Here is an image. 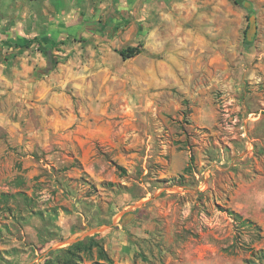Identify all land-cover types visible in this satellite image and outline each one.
<instances>
[{"label":"crops","instance_id":"1","mask_svg":"<svg viewBox=\"0 0 264 264\" xmlns=\"http://www.w3.org/2000/svg\"><path fill=\"white\" fill-rule=\"evenodd\" d=\"M16 5V11L0 7L1 53L35 36L62 42L53 51L59 62L49 73H44L46 60L35 44L0 58V194L23 191L34 199L31 213L16 215L10 230L0 221V264H42L50 250L93 234L102 238L114 262L143 264L142 258L158 252L157 233L166 240L165 252L173 254L168 245L174 235L181 232L192 242L199 222L214 215L220 227L222 212L215 209L207 210L210 217L205 212L190 214L191 207L184 209L183 217H175L162 231L145 215L143 203L124 206H130L129 212L117 217L115 213L95 218L96 208L101 210L97 203L64 215L53 210L52 170L57 164H62L63 176L84 175L99 193L128 198L134 193L126 178L136 181V172L140 179L150 172L160 174L159 178L183 172L187 160L180 168L173 169V163L176 154L185 157L184 151L163 140L159 146L168 148L169 162L155 156L163 167L150 171L147 162L155 146L150 135L141 141L140 130L117 117L140 111L163 117L171 106L177 110L180 103L172 89L183 84L184 54L194 52L208 57V69L221 65L225 90L237 89L242 100L260 97L255 112L242 109V174L224 172L218 191H229L228 210L259 225L264 235V20H256L252 44L242 46V9L232 0H65L61 4L27 0ZM127 46H139L141 51L123 58L119 50ZM135 101H142L143 107L136 108ZM211 114L202 110L198 127L207 128ZM218 164L211 161L209 172L221 169ZM118 182L125 185L122 194H117ZM139 184L144 195L133 197L131 203L149 194L148 182ZM84 200H88L85 195L78 206ZM0 202L1 212L6 205ZM171 208L168 204L165 212ZM180 248L177 245L175 250Z\"/></svg>","mask_w":264,"mask_h":264},{"label":"rangeland","instance_id":"2","mask_svg":"<svg viewBox=\"0 0 264 264\" xmlns=\"http://www.w3.org/2000/svg\"><path fill=\"white\" fill-rule=\"evenodd\" d=\"M55 1L61 4L65 0ZM249 1L251 2V12L256 16V20L261 23L264 20V0ZM16 3L23 6L27 3V0H0V7L2 9L10 7L15 10ZM241 9L243 37V29L248 23L246 15L250 11L248 12L244 8ZM239 46L238 44L236 47ZM207 59V56L196 55V52L184 54L183 84L177 90L172 89L171 94L180 103L177 110H174V106H171V111L167 110L163 117L148 115L142 111L136 112L135 116L118 115L117 117L120 123L125 125L127 124L126 120L131 121V123L128 122V125L132 124L137 130H140L139 137L141 141H147L150 135L149 140L155 145L152 148V158L147 162L150 171L163 167V163H160L155 156L159 155L166 160V163L169 162L168 148L159 146L161 145L160 141L163 140L177 144L178 149H182L185 153L186 159L183 153L176 154L173 169L175 167L180 168L185 160L188 161L189 155L193 154L192 172H182L163 178H159L158 175L160 174L155 176L150 172L142 176L141 179L136 172L134 175L136 181L126 178L130 182V188H133V197L140 198L144 195L143 188L139 183L145 184L148 182L145 192L148 191L149 194L146 199L131 203L133 197L116 196V194L112 196L105 193V191L99 193V190L86 183L84 175L76 179L68 178L66 175L63 176L60 172L62 164H57V168L52 170V175L55 176V189L52 190V194L56 203L53 210L56 215L59 212H62L63 215L73 213L79 211L80 208L81 211H84L92 208V205L97 203L100 204L101 210L96 208V213L93 214L95 218L99 215L110 217L115 213L117 217L128 213L131 205L135 206L143 203L146 206L145 215L156 223L158 231H162L170 225V222L175 221V217H183L184 212L182 211L189 207H191L190 214H196V216L202 214L201 212H205L210 217L211 213L207 211L208 209L222 212L220 227H216L217 219L215 215L210 219L208 218L207 222H199L196 232L197 239L193 240V243L181 232L174 235L169 245L167 244L169 249H174L173 254L165 252L166 240L157 233L160 236L155 238L157 254L145 255L149 264H246L245 261L252 258L260 245L264 247L263 229L256 230L252 225H246L233 219L226 212L229 209L227 201L230 196L229 191H218V187H221L224 172L233 175L242 174V127H240L242 109L244 108L246 112H255L257 107L260 106V97L251 95L242 100L237 89L229 88L225 90L222 82L224 77L223 68L220 64L215 63L211 69H208L205 65ZM201 63H204V65ZM142 103V101H135V107H143ZM204 109L211 110L213 114L209 117L210 120L206 122L207 128L198 127L196 123V119L201 117L198 114ZM121 114L123 113L121 112ZM253 116L254 114H250V117ZM164 150L165 152H161ZM255 152H257L256 149H254ZM213 160L221 162V164H218L221 169L214 168L209 172L211 168L209 165ZM256 165V163L253 164L255 169ZM123 170H120L122 176L127 174L126 170ZM195 172L199 175V179H202L206 184L202 190L198 188ZM48 178L50 179L51 176L46 177V179ZM228 180L235 184L232 177L231 179L229 177ZM109 184L115 185V182H109ZM121 184L118 182L119 190H117V194L123 193L121 188L125 185ZM259 184L263 185V182L260 181ZM85 186L89 188L86 190L83 188ZM58 189L62 192L58 193ZM84 195L87 196L89 201L84 200V204L78 206ZM33 201L34 199L30 194H16L4 201L6 207L0 212V221L5 224L7 230H10L9 226L15 221L16 215L26 217L31 213L32 207L30 205ZM168 204H171L172 208L169 213H166L165 206ZM111 205L117 206V208L110 209ZM126 205L130 206L124 208ZM15 208H18V212ZM58 208H61V210H58ZM252 216L261 218L258 212H252ZM228 217L230 218L228 219ZM210 222L213 223V226ZM177 245L181 246L180 252L175 250ZM141 263L143 262L141 261ZM148 263L144 262L143 264ZM247 264L250 263L247 262ZM261 264H264V261Z\"/></svg>","mask_w":264,"mask_h":264},{"label":"trees","instance_id":"3","mask_svg":"<svg viewBox=\"0 0 264 264\" xmlns=\"http://www.w3.org/2000/svg\"><path fill=\"white\" fill-rule=\"evenodd\" d=\"M247 0H232V2L247 10L250 11L249 14L246 15L248 17L253 15L251 12V7L247 9L244 7L243 3ZM248 25V23H247ZM247 28V26H246ZM243 31L242 44L244 46H249L255 39V36L251 41H248L245 37V30ZM62 41H54L48 36H35L29 40H27L23 44L15 43L11 45L16 48L12 51H8L3 54L0 52V58L7 59L10 56H14L16 53L20 52L23 49L30 48L31 45L35 44L38 51H40L46 60V65L44 67V73H49L54 70L59 62V56L55 54L53 51L57 47L59 43ZM57 49V48H56ZM141 51V47L139 46H127L119 50V54L123 58L132 57L138 54ZM1 60V59H0ZM193 154L189 155V160L187 165L183 169V173L192 172V163H193ZM24 195L23 191H17L14 193L11 192H2L0 194V201L4 202L9 197L13 195ZM235 220H238L240 223H245L246 225H252L254 229L260 230L259 225L255 224L253 221L249 219H244L239 214L235 213L232 210L227 211ZM143 262L148 263L147 258H142ZM264 261V248H259L256 250L255 254L252 255V258L247 259L245 262H249L250 264H261ZM42 264H115L113 258L110 256L109 252L105 249L104 243L101 237L98 234H93L90 236H86L83 239L76 240L64 247H60L54 250H50L47 254V257L44 259ZM135 264V263H133ZM149 264V263H148Z\"/></svg>","mask_w":264,"mask_h":264},{"label":"water","instance_id":"4","mask_svg":"<svg viewBox=\"0 0 264 264\" xmlns=\"http://www.w3.org/2000/svg\"><path fill=\"white\" fill-rule=\"evenodd\" d=\"M244 7L249 9L251 7V2L249 0L243 3ZM256 33V17L255 15H250L248 17V25L245 30V37L248 41H251Z\"/></svg>","mask_w":264,"mask_h":264},{"label":"built area","instance_id":"5","mask_svg":"<svg viewBox=\"0 0 264 264\" xmlns=\"http://www.w3.org/2000/svg\"><path fill=\"white\" fill-rule=\"evenodd\" d=\"M196 174V179L198 180L197 182H198V188L199 189H204L205 188V184H204V182L202 181V179H199V175L197 174V173H195Z\"/></svg>","mask_w":264,"mask_h":264}]
</instances>
